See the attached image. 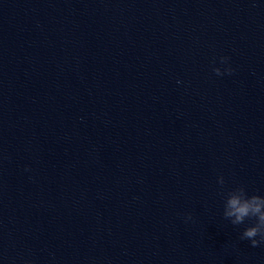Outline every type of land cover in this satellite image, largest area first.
Here are the masks:
<instances>
[{
	"label": "water",
	"instance_id": "obj_1",
	"mask_svg": "<svg viewBox=\"0 0 264 264\" xmlns=\"http://www.w3.org/2000/svg\"><path fill=\"white\" fill-rule=\"evenodd\" d=\"M237 186L264 195V0H0V264H264Z\"/></svg>",
	"mask_w": 264,
	"mask_h": 264
},
{
	"label": "clouds",
	"instance_id": "obj_2",
	"mask_svg": "<svg viewBox=\"0 0 264 264\" xmlns=\"http://www.w3.org/2000/svg\"><path fill=\"white\" fill-rule=\"evenodd\" d=\"M227 59L221 57V62L224 63ZM213 71L218 75L223 74L219 67L214 68ZM224 71L231 74L233 69L228 67ZM218 182L223 185V177H219ZM223 216L226 220H230L232 225H241L246 220H254L253 224L244 228L240 239L250 241L252 247L264 244V195H249L243 186L231 189L225 198ZM187 219H191V214Z\"/></svg>",
	"mask_w": 264,
	"mask_h": 264
}]
</instances>
